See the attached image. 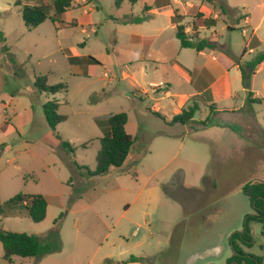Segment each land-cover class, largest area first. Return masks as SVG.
<instances>
[{
  "label": "rangeland",
  "instance_id": "1",
  "mask_svg": "<svg viewBox=\"0 0 264 264\" xmlns=\"http://www.w3.org/2000/svg\"><path fill=\"white\" fill-rule=\"evenodd\" d=\"M37 1L0 0V32L4 37V40L0 38V204L18 193L39 194L48 201L47 214L41 222L26 217L4 219L0 216V228L42 236L61 217L58 224L63 247L49 256L18 258L15 264H98L107 259L112 249L116 256L120 254L123 258L143 249L150 250L148 243L140 246L138 237L131 235L135 230L144 233V212L151 214L147 218L159 232L156 239L161 243L157 246L162 250L167 247L169 252L165 257H168L179 253L177 239L174 238L175 242L169 247L171 243L167 244L160 229L167 230L166 219L181 216L184 206L189 220L180 222L182 229L186 228L191 234L199 230L192 224L191 212L202 209L200 206L207 203V199L232 196L228 204L233 209L226 224L238 222L239 209L254 213L252 204L239 188L249 180L263 178L264 169L257 168L264 163L261 155L264 140L247 141L243 135L230 131L216 133V124L205 130L200 121L209 113L207 106L196 113L198 122L177 123L174 127L168 123V117L172 119L179 113L174 112L175 109L187 102L180 94L192 90L189 80L193 77L194 64L204 66L196 49L180 47L170 22L171 7L177 16L174 20H181L183 16L178 10L184 11L188 0H165L170 4L152 13L148 10L155 0L135 3L131 0H73L75 8L63 14L61 22L47 19L29 30L21 8ZM157 1L159 4L164 0ZM222 1L227 13L215 7L221 15L215 18L212 27L205 25V29L198 31V24L207 19L199 16V6L204 4L215 10L207 0H191L196 7L189 9L181 23L190 35L199 38L217 34L216 53L221 58L228 56L233 62L253 59L264 50V21L258 29L261 47L253 54H243V50L261 20L257 3L262 0ZM242 13L249 16L252 13V26L247 25ZM209 14L208 18H214L213 11ZM137 17L145 20H132ZM73 21L77 25L69 24ZM229 25L234 28L229 29ZM70 56H92L98 63L72 65L68 60ZM180 61L188 68L180 71L177 67ZM38 75H47L49 84L63 82L67 88L54 94L39 93L35 85ZM154 83L158 87H153ZM168 88L172 97H164ZM246 95L247 107L242 113L249 115V106L253 104L248 101V93ZM48 101L58 102V112L67 117L55 128L49 125L44 114L43 106ZM157 102L161 104L160 113L168 117L155 114ZM240 103L238 100L236 104ZM253 107V115L264 123V102ZM119 112L127 113V131L135 137L129 159L121 168H111L105 175H85L76 168L75 162L92 171L96 169V156L104 135L96 118ZM205 136L213 138L220 154L228 150L224 145L230 146L231 154L223 156L224 161L220 160L221 156H212L202 142ZM182 137L187 140L180 146ZM234 137L243 149L251 148L256 154L231 149ZM62 141L70 142L75 151H66L61 146ZM178 165L185 171H176ZM176 183L185 189H177ZM212 183L216 184V189L211 187ZM155 186L158 187L155 191L144 190ZM161 192L172 196L174 203L178 198L188 200V207L164 205ZM128 204L131 207L127 211ZM206 206L207 212L215 207L213 203ZM130 218L138 223L131 224ZM253 225L257 227L256 233L252 232L256 245L251 251L257 252L259 244L264 243L263 225L250 223V227ZM239 226L242 230L244 223ZM0 264H9L4 259L1 242Z\"/></svg>",
  "mask_w": 264,
  "mask_h": 264
},
{
  "label": "crops",
  "instance_id": "2",
  "mask_svg": "<svg viewBox=\"0 0 264 264\" xmlns=\"http://www.w3.org/2000/svg\"><path fill=\"white\" fill-rule=\"evenodd\" d=\"M169 4L170 2L169 1L165 2V0L163 2L160 1L158 4V1L155 0L154 5L150 6V9L148 10V12L152 13L156 9H161L162 7H164L163 5H169ZM257 6H258V9H260L259 11L262 13L261 20L259 21V24H257V26L253 29L250 35V39L248 40L247 45L245 46L246 51L243 52V54L247 52L253 54L257 51L258 47L259 48L261 47L262 37L258 33V29L260 28L261 23L264 21V0H262L260 3H257ZM186 7L187 8H185L184 11L178 10L179 14H181L183 18L184 16L188 15L189 9H192L196 6L195 4L191 2V0H188ZM199 7H200L199 12L203 13L204 17L208 18V16L211 15L209 14L211 11H213L214 13L213 14L214 18H219V16L221 15L220 12L217 11V8L215 7H214L215 10L210 9L209 7H206L204 4H201ZM174 11L175 9L171 7V10L169 13L171 15L170 16L171 26L172 28L174 27L176 30V24L173 21V16L175 13ZM242 17H244L247 25L249 26L253 25L252 13H251V16H249L248 14L243 15L242 13ZM183 18H181V20ZM229 27L231 29L234 28L233 25H229L228 28ZM205 28H206L205 25H199L198 31L200 32L202 29H205ZM243 30L244 32L247 33V28H244ZM212 36L213 37L211 38L218 39L217 34H212ZM252 36L257 37L259 41L258 45L256 46L250 45ZM197 53H198V56L204 60L203 62L204 66H199L197 64H194L193 66L194 70L192 71L193 77L191 76L192 78H190L189 80V83L192 86V90L187 93L180 94L182 98L187 99V102L185 104H181L177 109H175L174 112L180 113L182 109L187 107L189 104H191L193 101V98L196 97L200 105L199 110H201L202 106H205V107L207 106L209 108L208 115L205 117L203 116L202 118L203 120L206 119L207 117L210 118L209 124L205 126V130L209 129L213 124H216L218 125V128L216 129V133L230 131L234 135L237 134V135H240L241 137L243 135L247 141L264 140V123H262L256 115H253L255 111V108L253 107L254 104H262V102H264V61L261 62L257 66V68L254 70V72L252 73L250 88L247 89L243 85L241 65H245L246 62L250 61V59L245 60V61H240V62L239 61L233 62L232 60H230L228 56L221 58L219 54L216 53V49H208V48L204 49L203 51H197ZM179 56H181V52L178 54V57ZM177 67L180 68V71L182 69L184 70L188 68V66L185 65L181 61L179 62V64H177ZM160 83L161 82H159V84ZM152 85H154L153 87H158L157 83H154ZM249 91L252 92V99H259V102L251 103L253 104V106H249V108L251 109V114L245 115L242 113L243 112L242 110L247 107V101L245 97H247L246 93H248L249 95ZM163 94H164V97L173 96L169 88L165 90ZM176 95L177 94H175V96ZM238 100H241L240 105L236 104ZM211 105H214L213 106L214 108L212 111L210 109ZM160 110H161V104L157 102L155 105V111H158L160 113ZM165 116L168 117L167 115ZM168 120H171V117H168ZM213 120L215 123L213 122ZM193 121H197L195 116H194ZM174 125L176 124H173L170 126L174 127ZM186 140H187V137H182L180 146H183ZM202 142L210 150V153L212 154V156L214 157L221 156L220 160L222 161H224L223 156H225L227 153L231 154L229 145H224V147L227 146L226 148L228 150L225 149L220 154L217 151L218 150L217 145L213 142V138L209 136H205V139L203 138ZM232 147L233 148L231 149H233L235 152L243 150V151L248 152L249 154H256V151H251V148L243 149L240 145V142L237 141L235 137H234V143L232 144ZM235 148H238V150H235ZM261 155L264 156V149ZM168 163L169 162L166 163V166ZM260 168L264 169V163L259 164V167L257 169H260ZM176 171L184 172L185 170L183 166L178 165V168L176 169ZM262 177H263L262 179L249 180L247 182L264 180V173ZM244 185L242 186L240 185L239 189L241 192H243ZM203 186L206 188L205 185ZM175 187L179 190L185 189L182 185H180V183H176ZM211 187L216 189V184L212 183ZM155 188L156 186L153 188L145 187L144 190L153 189L155 191ZM161 194L164 197L162 202H164V205H169V207H172V204L175 205V207L177 204L181 207L184 204L186 205V207H188L189 205V203L187 202L188 200L186 201V199L184 200V198L180 200H178L179 199L178 198L176 199L177 203H174L172 196L166 195L165 193L163 194L162 192ZM232 199L233 198L230 194H226L223 196H216L211 199H207L206 201L207 203H203L202 206H200L202 207V209H200L198 212H191V214H193L191 216L192 224L194 225V228L199 229V230H194V233L192 234L189 233V231H187L186 228L182 229V226H181L180 221H183L184 219H187V218H188L187 220H189V216H185L188 213L187 208L185 211V206H184V211H182L181 209V213H182L181 216H178L175 220H171L168 218L166 219L165 223L169 225V228L167 230H162V229L160 230L163 233V235H165V240H167V244H168V241L169 243H171L169 247H171L173 243L175 242L174 238L177 239L176 245L177 247H179V250H177L179 251V253L177 252V253H174V255L170 254L168 257H165L166 252H169V251L167 247L166 249H163V250L162 248L161 249L158 248L157 245L161 243L159 239H156V237H159V232L155 230V226L152 224L151 220L147 218V216H151V214L149 212H144L142 215V217H144L143 222L146 224L144 233L139 234V232L135 230L131 233V235L136 238L138 237V243L140 246L144 247V245L148 243L151 249L150 250L143 249V250H140L139 253L137 252V254H130V255L146 256L148 258L147 262L121 263V261L123 259H126L127 257L126 258L120 257V254L116 256L115 255L116 252L114 251V249H112L113 251L111 250L112 252L108 253L105 258H107L106 260H109V259L112 260L113 263L111 264H226L228 258H230L233 255L231 237L236 230L241 229L239 228L240 227L239 225L241 223H244L243 217L247 215L248 213H250L248 212V210L239 209V213H238L239 215H238V220H237L238 222L226 224L225 221H227V216H229L231 208L233 209V207L228 204ZM155 202H157V198L155 199ZM179 203H181L182 205ZM210 203H213L215 207L210 208L209 211L207 212L206 210H208L207 208L208 206L206 205H209ZM130 207L131 206L128 204L126 205L125 209H127L128 211ZM122 216H124V214H122ZM14 217L29 218L23 215L14 216ZM6 218H9V217H4V219ZM128 221L133 225L138 223V221L134 218H130ZM256 229L257 227H255V225L251 226V230L253 234L256 233L254 232V230ZM261 229L263 231L262 226H261ZM111 242L114 245L113 241ZM154 242L156 243V245L154 244ZM255 245L256 243L254 244L253 247L246 248L245 250L250 254L262 256L264 252V243L259 244L260 249L257 252H252L251 250L252 248L255 247ZM187 248L189 250H187ZM182 252L183 254H181ZM52 254H55V253H52ZM153 257H155L156 259V260L154 259L155 263H154V260L150 262ZM17 259L15 260L14 263H10L8 261L7 262L9 264H15L17 262ZM105 261L103 262L100 261L98 262V264H103ZM157 262H161V263H157Z\"/></svg>",
  "mask_w": 264,
  "mask_h": 264
},
{
  "label": "trees",
  "instance_id": "3",
  "mask_svg": "<svg viewBox=\"0 0 264 264\" xmlns=\"http://www.w3.org/2000/svg\"><path fill=\"white\" fill-rule=\"evenodd\" d=\"M135 3L137 0H131ZM35 4H25L21 8V14L26 27L31 30L47 19L53 22L60 21L63 14L75 8L73 0H38ZM207 2L220 8L223 14L227 13L225 3L215 0H207ZM17 4H19L17 2ZM199 16H203L200 13ZM246 16V15H245ZM177 17L174 13L173 21L176 24V38L179 41L181 48H193L197 51L204 49L218 48L217 39L199 38L198 35H190L181 20H174ZM135 22L145 20V18L137 17L132 19ZM200 19H197L199 21ZM215 18H205L202 24L212 26L215 24ZM61 22V21H60ZM126 23V21H124ZM200 22V21H199ZM77 25L76 21L69 23ZM197 25V26H198ZM229 29H231L229 27ZM0 38L4 40L0 32ZM255 44V45H254ZM259 41L256 36H252L250 45L256 46ZM246 48H244V51ZM72 65H84L98 63L95 57H79L70 56L68 58ZM264 61V51L258 53L253 59L241 65L243 85L245 88H250L251 76L257 66ZM35 85L39 93H57L66 87V84L59 82L49 84L47 75H38L35 77ZM248 101L250 103L259 102V99H252V92L249 91ZM214 105L210 106L211 111ZM200 105L196 97L193 98L191 104L183 108L182 111L171 120L169 124H187L193 122L196 112ZM59 103L56 101H48L44 104L43 110L49 125L55 128L57 124L67 119L65 115L58 112ZM155 114L164 116L158 111ZM210 118L200 121V124L206 126L209 124ZM97 124L103 129L104 135L101 138V148L96 156V169L90 170L86 166H80L75 162L76 168L88 176H102L108 173L111 168H121L132 152V147L135 143V137L127 131L128 115L126 112L111 113L107 116L96 118ZM61 146L69 152H74L75 147L68 141H62ZM75 157V155H73ZM243 193L249 198L254 213L246 215L244 227L240 231H235L231 237V245L233 255L228 258L226 264H264V255L257 256L248 253L245 249L254 246L255 241L250 227V223L257 222L263 224L264 233V180L250 181L243 186ZM48 202L47 199L39 194H24L18 193L14 197L0 204V216H27L34 222H41L47 214ZM61 217L55 220V225L45 234L38 235L27 232L12 231L5 228H0V242L4 248V259L10 263H14L17 258H40L45 255L56 253L62 250V242L60 238V224L58 221ZM146 256L130 255L121 263L127 262H147ZM110 260H106L104 264H111Z\"/></svg>",
  "mask_w": 264,
  "mask_h": 264
},
{
  "label": "built area",
  "instance_id": "4",
  "mask_svg": "<svg viewBox=\"0 0 264 264\" xmlns=\"http://www.w3.org/2000/svg\"><path fill=\"white\" fill-rule=\"evenodd\" d=\"M160 84H162V83H160Z\"/></svg>",
  "mask_w": 264,
  "mask_h": 264
}]
</instances>
